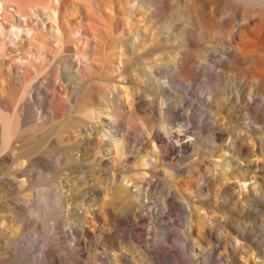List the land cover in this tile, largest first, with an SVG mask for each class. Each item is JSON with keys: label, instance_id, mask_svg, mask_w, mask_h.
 <instances>
[{"label": "rangeland", "instance_id": "rangeland-1", "mask_svg": "<svg viewBox=\"0 0 264 264\" xmlns=\"http://www.w3.org/2000/svg\"><path fill=\"white\" fill-rule=\"evenodd\" d=\"M33 1L0 0V45L9 42V31L17 34V44L10 42L0 51V95L7 104V109L0 106V118L10 120L12 135L7 144L0 140V264H121L124 258L113 257L121 254L129 256L125 264H209L186 247L193 241L182 235L189 216L185 197L217 235L229 232L230 209L233 219L250 225L259 264L264 251V146L253 139L254 151L238 159L232 172L234 130L229 123L249 120L247 105L227 95L263 94L264 16L252 15L246 3H233L231 29L223 21L229 16L223 19L196 0H153L154 6L147 0H50L43 11L50 19ZM239 24L246 27L234 38L231 32ZM132 31L145 48L138 55L132 52ZM83 53L94 60L86 61ZM77 66L84 83L68 74ZM22 104L30 107L23 110ZM210 112L222 129L216 126V132L228 125L230 131L206 158L215 179L201 193L197 179L203 168L193 169V178L171 177L169 170L197 160L181 148L193 141L182 127L189 120L193 133L211 126ZM129 120L135 124L130 129ZM163 123L183 139L169 141ZM115 126L120 130L112 140L127 144L123 156L109 137L103 138L102 129ZM158 136L163 150L157 140L148 143L147 138L151 142ZM156 156V169L139 165V158L154 162ZM122 157L129 158L126 166L117 161ZM255 166L261 173H253ZM152 171L157 172L154 177ZM145 172L148 181L158 182L149 199H143L141 217L109 218L106 213L114 211V204L102 189L127 186L135 197L148 190L142 188L148 182L142 179ZM112 173L115 181L106 180ZM125 176L128 182L122 181ZM94 210L98 217L91 214ZM246 244L239 240V250L245 252ZM146 250L152 263L144 258ZM103 252L109 255L102 261L97 255Z\"/></svg>", "mask_w": 264, "mask_h": 264}, {"label": "bare ground", "instance_id": "bare-ground-1", "mask_svg": "<svg viewBox=\"0 0 264 264\" xmlns=\"http://www.w3.org/2000/svg\"><path fill=\"white\" fill-rule=\"evenodd\" d=\"M147 1L150 2L152 4V6L155 5L153 0H147ZM196 1H199V3L202 6H204L206 9H213V12H216V13L222 15L223 19L226 16H229V18L226 21L225 20H223V21H224L225 26H227L228 28H231V29H232L233 24H234V18H233L232 10H231L230 6L233 3H246V4L251 6L252 10H250V13L252 15H259V16L263 15L264 16V0H196ZM33 2H35L33 4V6H35V8H39L41 13H43L42 15L47 16L48 18L52 19L51 14H49L48 12L47 13L43 12L45 9H47V7H48L47 5L50 2V0H34ZM110 7L108 6L107 10L110 9ZM104 22H105V20H104ZM12 27L13 26H10V28H12ZM245 27L246 26L239 24L236 27V30H232V31H234V32H231L232 36L235 38V36L241 35L242 31ZM91 28H93V27H91ZM50 29L53 32L56 31V33H59V28L57 26L50 25ZM111 31L109 32L107 30V32H109L110 35H112V34L114 35V31H112L113 33ZM16 35L17 34L15 32L9 31V36H8L9 42H3L2 44L8 45L10 42H12L16 45L17 43L14 41V38H13V36H16ZM57 40L58 41H55V43L57 44L56 51L59 50V48H60V45H58L60 40L59 39H57ZM133 43H135V44H133ZM131 44H132V49H133L132 52L134 53V55H138L139 53H141L142 51L145 50V48L143 46H141V42L138 41L137 33L134 31H132V43ZM3 45H0V51L1 52H4ZM134 45H135V47H134ZM0 55H2V54H0ZM41 55H43V53H41ZM81 55H82V57L87 59L86 61H88V60L93 61L94 60V59H92L93 57L91 58V56L89 54L83 53ZM79 61L80 60H77V62H79ZM68 74L72 77V79L74 81H79V82L84 83L83 73L79 69L78 66L72 73H68ZM257 74H261V73L257 72ZM259 77H260L259 81L263 87V91H262L263 94H261L260 96L252 97V94H249V96L246 97L245 95H242L241 93H238V92L234 93L233 95L232 94L227 95V99L231 100L232 102H236L238 104H242L244 102L245 105H247L246 110L248 112L247 113L248 114V120H249L248 122L239 123V124H232V123L230 124L229 123V125H231V127L228 125V127H226V129L223 128V132L222 131L216 132L215 131L216 126L219 128V130H222V129H220V124H218L219 122H218V119L216 117V113L210 112L211 124H212L211 126H208V125L202 126L197 133H193V132H191V130L194 128V124L191 123V121L189 120L188 125L182 127L183 128L182 132H183L184 136L193 137V141L189 142L188 144L182 145L181 148L184 150L188 149L193 156H197V160L189 161L182 168H176V169L172 168L171 170H169V172H170L169 174L171 175V177L175 176L176 178H179V177L181 178L182 176L186 175L185 177L193 178L194 172L192 170L193 169L194 170H200L201 168H203L204 173L203 174L200 173L199 177L197 179V190L199 192L203 193L204 191H206L205 190L206 187L208 188L211 185H214L213 181L215 178H214L213 172L211 170V165L208 162H206V158L213 156V155H209V154L214 153V151L216 150L215 144L217 142L221 141L220 138L222 137L223 133H226V131L227 132L230 131V130H228L229 127H230V129L234 130V132L231 133L232 149L230 150V153L232 155V158L230 159V163L232 164V172H233V168L236 170L239 167V166L235 167L236 161L238 159L248 158L249 157L248 154H250V152L254 151V148H252L254 146L252 143L253 139H255V141L257 142V144L260 147L264 146V78H262L261 76H259ZM44 78L47 79V77H44ZM76 86L78 88L77 84H76ZM88 96H89V92H88L86 98H88ZM257 98H259V100L255 104L254 102ZM4 99H5L4 96L0 95V106L7 109V104H5ZM253 105H255V107H252ZM9 106H11V105H9ZM21 107L23 110H25L26 108H29L30 105L22 104ZM0 113H1V111H0ZM176 114H177V112L173 111L171 117H175ZM0 116H2V114ZM207 116H208V114H206V117ZM3 117L0 118V127H1V129H0L1 130L0 131V140H1L2 145H4L5 143L7 144L8 142H6V141H9V138H11L10 136H12V135H10L11 134L10 120H8L6 118L7 116L4 118ZM128 124H129V129H130V126H135L133 120H129ZM237 125H240V127ZM169 126H170L169 123H167V124L163 123L160 127H161V129H163L164 133L167 135V138L169 141H173L174 139H176L178 142H180L183 138H180L179 135L172 133L171 130L168 128ZM116 129L120 130L116 126L113 127L112 129H109V127H104V129H102L103 130V138L109 137V139H110L109 141H111L109 143L112 144L113 149H116V152L120 151L119 156H123L125 153H123L122 151H123V148H125L127 144L124 143V141L120 140V139L112 140L114 137L112 134L115 132ZM240 132H242L244 134H241ZM147 139H148L149 145H151V143L153 144L154 141L157 140L156 142L158 144H160V146H158L159 149L163 150V148H161L162 146L160 143V141H161L160 136L155 137V138L153 137L152 138L153 140H151V142L149 140L150 138H147ZM118 140H119V144H115L116 142H118ZM154 148H155V145H152L153 153H154ZM95 151L97 153H100V152H102V149H101V147H95ZM110 154L111 153H109V151H107V153L104 156L108 157V156H110ZM149 159H151V158H148L146 160H144L142 157L139 158V165L141 167H144L148 163L154 169H156L160 165V156H158V157L156 156L154 162H152ZM128 160H129V158L122 157V158H118L117 161L121 165L123 164L124 166H126ZM102 161L109 162L110 159H104ZM111 161H114V158L113 159L111 158ZM22 168H23V166H22ZM21 170H23V169H21ZM256 170L258 173H261V168L259 166H255V171H253V173H255ZM156 173L157 172L152 171L150 173V177H154L156 175ZM148 175L149 174L147 172H145V174L142 175V179H144L145 181H148V178H147ZM206 175H209V176H206ZM222 175L225 177L226 172L223 171ZM230 175H233V173L232 174L230 173ZM106 180L115 181V175L112 173L111 179L108 178ZM128 180L129 179L126 176L122 178V181H124V182L125 181L128 182ZM200 181H201V185H200ZM156 182H158V179H156ZM156 182H152L149 180L146 184L142 183V188H148V190L142 189V191L139 194H136L135 197H133L129 193H127V191H129V188L127 186L125 189L123 187H120V186L115 187V188L106 187L105 189H102V191H104L105 195L110 197L109 201L110 202L113 201L112 203L114 204V211L108 209L106 215L109 218L114 217V218H118V219H120V217L140 218L141 215L139 214V210L143 206V199L144 198L149 199L148 196L151 192L150 189ZM225 193H227V190H225ZM177 195H179V192H177ZM166 198H167V196H166ZM178 198L182 199V197H180V195L178 196ZM168 199H171V198H168ZM184 200L187 201V206L189 208V216L187 217V225H188L187 230L182 231L183 232L182 235L190 238L193 241L192 244L191 243L186 244V247L188 250L193 251L196 255H201L202 261L204 259H206L209 262V264H211L210 263L211 260H214V262L216 264H258L257 262H255L256 256L254 255V253H256L258 256H259V253H257V251H256L257 250L256 249V243H255L256 240L252 239L253 233L251 231L252 228L250 225H244V224L242 225V223L238 219H233L234 217H232V215H233L232 210L230 209L229 232L224 233V231H223V233L221 232L220 235H217L216 229L213 226L210 227L208 225V220L204 219V215H202L200 213V209H198L191 202V200L189 198L185 197ZM110 202H106V204L104 203L103 205H110L111 204ZM98 205H101V204L99 203ZM91 214L94 217H98L96 210L92 211ZM152 214H153V211L147 212V215H149V216H151ZM216 236H217V238H214ZM239 240L247 241V244L244 246V250H246L245 252H242L239 250V247L237 245ZM233 241L235 244L232 243ZM204 242L206 244L208 243L207 248L203 247ZM227 252H230L231 254L228 255ZM108 255L109 254L107 252H103L101 256L97 255V257H98V259H101L103 261L104 257H106ZM151 255H152L151 251L149 252L148 250H146L144 253L145 260L149 261L150 263H152L153 259H154L151 257ZM260 255L262 256V259H261V262L259 264H264V251H262V254H260ZM216 256H219L220 260H217ZM113 257H117L118 261H121V258H124L125 260L129 259V256H127L125 254H121L120 256H113ZM222 257L223 258L225 257V259L221 260ZM179 258L173 257L172 259L175 263L176 262L181 263ZM125 260L122 261L121 264H125ZM161 264H163V262H161ZM199 264H205V263L201 262Z\"/></svg>", "mask_w": 264, "mask_h": 264}]
</instances>
